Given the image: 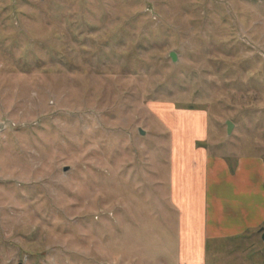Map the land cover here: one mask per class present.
<instances>
[{
  "label": "rangeland",
  "instance_id": "rangeland-1",
  "mask_svg": "<svg viewBox=\"0 0 264 264\" xmlns=\"http://www.w3.org/2000/svg\"><path fill=\"white\" fill-rule=\"evenodd\" d=\"M0 125V264H264L186 255L171 183L264 159V0H0Z\"/></svg>",
  "mask_w": 264,
  "mask_h": 264
},
{
  "label": "crops",
  "instance_id": "crops-1",
  "mask_svg": "<svg viewBox=\"0 0 264 264\" xmlns=\"http://www.w3.org/2000/svg\"><path fill=\"white\" fill-rule=\"evenodd\" d=\"M193 146L186 141L185 150L174 157L172 200L181 216L185 254L201 257L210 239L238 237L264 226V159L243 155L231 166Z\"/></svg>",
  "mask_w": 264,
  "mask_h": 264
},
{
  "label": "water",
  "instance_id": "water-1",
  "mask_svg": "<svg viewBox=\"0 0 264 264\" xmlns=\"http://www.w3.org/2000/svg\"><path fill=\"white\" fill-rule=\"evenodd\" d=\"M172 57H173V60L175 61L176 60L175 56L172 55ZM227 125H228V133L230 134L232 132V129H233V123L231 121H228ZM140 133L144 134V131L142 129H140ZM260 231L262 232V236L264 238V226L261 227Z\"/></svg>",
  "mask_w": 264,
  "mask_h": 264
}]
</instances>
